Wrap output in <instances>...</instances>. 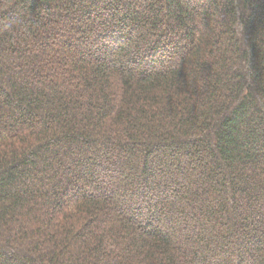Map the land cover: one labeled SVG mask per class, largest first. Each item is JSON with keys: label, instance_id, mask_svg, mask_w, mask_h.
Masks as SVG:
<instances>
[{"label": "trees", "instance_id": "trees-1", "mask_svg": "<svg viewBox=\"0 0 264 264\" xmlns=\"http://www.w3.org/2000/svg\"><path fill=\"white\" fill-rule=\"evenodd\" d=\"M0 264H264V0H0Z\"/></svg>", "mask_w": 264, "mask_h": 264}, {"label": "rangeland", "instance_id": "rangeland-1", "mask_svg": "<svg viewBox=\"0 0 264 264\" xmlns=\"http://www.w3.org/2000/svg\"><path fill=\"white\" fill-rule=\"evenodd\" d=\"M73 44H74V43H73ZM73 44H72V45H73Z\"/></svg>", "mask_w": 264, "mask_h": 264}]
</instances>
